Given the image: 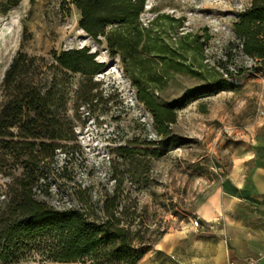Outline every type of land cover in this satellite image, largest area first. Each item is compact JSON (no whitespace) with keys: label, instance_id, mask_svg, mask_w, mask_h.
Wrapping results in <instances>:
<instances>
[{"label":"rangeland","instance_id":"374dc122","mask_svg":"<svg viewBox=\"0 0 264 264\" xmlns=\"http://www.w3.org/2000/svg\"><path fill=\"white\" fill-rule=\"evenodd\" d=\"M250 1L145 0L141 53L126 70L103 38L94 40L79 28L72 0H0V107L1 82L18 51L49 59L52 51L86 48L104 65L89 82L66 74L72 133L45 173L51 206L68 209L88 198L101 210L115 195L121 206L135 205L136 228L150 243L141 264H171L183 230L208 235L198 207L226 176L255 158L264 160V67L229 46L236 42L233 24ZM240 68L242 76L222 82L224 69ZM138 87L175 107L167 137L156 134L151 114L136 98ZM152 150L162 155L144 156ZM5 182L0 176V187ZM246 188L244 183L241 197L252 199ZM194 218L205 229L192 228ZM158 247L162 251L150 253ZM38 260L32 254L18 264Z\"/></svg>","mask_w":264,"mask_h":264},{"label":"trees","instance_id":"16d2710c","mask_svg":"<svg viewBox=\"0 0 264 264\" xmlns=\"http://www.w3.org/2000/svg\"><path fill=\"white\" fill-rule=\"evenodd\" d=\"M145 0H72L80 13L78 26L92 39L105 40L111 57H119L126 70L141 53L140 15ZM108 27H114L111 32ZM241 56L264 67V0H251L233 24ZM143 48V46L141 47ZM228 55V54H227ZM86 48L52 51L50 58L18 51L5 70L0 107V264H18L32 254L35 264H137L150 250L139 234L136 206H121L116 195L96 210L91 200L57 209L48 203L45 173L72 133L63 87L66 74L85 81L103 69ZM256 70V68H252ZM224 69L225 79L242 76ZM137 100L153 118L157 135L167 137L175 123L174 106L159 104L138 87ZM162 155L158 150L144 156ZM134 208L132 211L130 209Z\"/></svg>","mask_w":264,"mask_h":264},{"label":"crops","instance_id":"0c3cea01","mask_svg":"<svg viewBox=\"0 0 264 264\" xmlns=\"http://www.w3.org/2000/svg\"><path fill=\"white\" fill-rule=\"evenodd\" d=\"M244 183L252 199L241 197ZM197 213L208 235L186 234L183 230L173 245L177 250L171 255V264H233L250 258L264 264V160L255 158L242 172L226 176ZM183 243L186 249L181 254L179 246ZM156 251L162 248L150 253L156 255ZM146 256L137 264L144 263Z\"/></svg>","mask_w":264,"mask_h":264},{"label":"built area","instance_id":"2783aa9c","mask_svg":"<svg viewBox=\"0 0 264 264\" xmlns=\"http://www.w3.org/2000/svg\"><path fill=\"white\" fill-rule=\"evenodd\" d=\"M201 220L199 218H194L193 220H190V226L194 229H203L204 227L201 225ZM233 264H258V259H247L242 262H237Z\"/></svg>","mask_w":264,"mask_h":264}]
</instances>
